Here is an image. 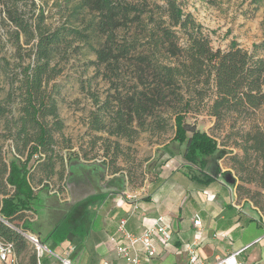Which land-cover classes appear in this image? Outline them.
<instances>
[{
    "label": "trees",
    "instance_id": "trees-1",
    "mask_svg": "<svg viewBox=\"0 0 264 264\" xmlns=\"http://www.w3.org/2000/svg\"><path fill=\"white\" fill-rule=\"evenodd\" d=\"M64 1L63 21L48 28L44 9L35 0H0V27L9 28L8 38L17 50L22 35L31 53L26 64L20 52L13 63L0 55V74L8 84L0 100V138L8 142L0 143V243L10 244L15 258V244L25 242L23 230L32 229L33 223L23 219L21 230L10 224L24 212L36 213L40 192L47 187L34 190L31 168L42 160L39 164L48 177L55 164L63 162L55 148V134L62 132L64 122L54 80L61 73L58 61L69 50H90L94 59L89 63L108 83L102 99L89 91L94 109L86 122L88 131L107 135L102 138L106 147L109 137L132 142L140 132L161 133L170 127V141L182 146L183 159L201 170L227 151L219 150L212 135L188 121V113L204 110L219 124L226 117L249 119L264 107V56L255 54L264 49V38L251 52L235 41L225 49H213L202 25L183 10L180 0ZM250 1L258 5L262 0ZM236 134L242 154L231 159L247 168L241 179L264 189V126L254 122ZM113 143L112 161L120 153L119 143ZM156 153L154 163L160 159ZM223 175L231 177L229 171ZM204 179L208 183L211 177ZM100 197L90 194L68 205L38 242L59 245L77 235L86 205ZM78 207L82 209L76 214ZM46 255L43 251L37 257L36 252L30 263L42 264Z\"/></svg>",
    "mask_w": 264,
    "mask_h": 264
},
{
    "label": "rangeland",
    "instance_id": "rangeland-1",
    "mask_svg": "<svg viewBox=\"0 0 264 264\" xmlns=\"http://www.w3.org/2000/svg\"><path fill=\"white\" fill-rule=\"evenodd\" d=\"M38 6L44 9L43 23L48 28L58 26L64 19V0H35ZM185 12H190L199 22L207 34L213 49H225L231 41L240 47L253 51V44L260 43L264 38V0L258 5L250 0H180ZM71 5L68 4V8ZM6 26L0 27V55L10 63L18 60L17 52L23 56L22 62L30 61L29 45L24 44V37L20 35L21 48L17 50L8 38ZM65 59H59L61 73L54 81L59 84L57 107L59 116L64 122L60 134H55L57 145L55 148L63 157L62 164L56 163L54 173L46 177L42 160L35 162L31 168L30 182L35 191L47 184L40 192L41 202L36 213L24 212L17 217L12 226L18 225L21 230L23 219L33 223L32 229L23 230V233L41 238L43 223H53L54 220L71 205L88 194L105 190V192H118L122 190L139 189L145 187L154 179L155 164L153 155L157 148L170 141L173 129L170 127L165 132H140L137 138L128 142L123 139L109 137V144L105 146L107 135L100 131H88L87 119L94 103L89 96V91L95 93L100 99L107 93L108 83L101 75L95 74V68L89 63L94 59L93 53L85 46L69 50ZM257 56H264V49H256ZM17 69H15L16 71ZM8 84L5 77L0 74V100L7 92ZM186 119L194 122L196 126L212 135L219 146V150L227 152L216 155L221 168L230 172L231 177H224L226 183L234 188L236 201L248 204L257 216L264 218V189L253 182L241 179L247 173V168L231 159L241 156L242 152L236 145L240 142L236 134L237 129H247L252 123L264 126V107L256 110L251 118L233 121L226 117L219 124L215 118L204 110L191 111ZM2 120H0L1 130ZM231 124H234L231 127ZM120 146V153L112 161L114 143ZM0 143L8 142L0 138ZM67 146V147H66ZM4 149L7 150L6 145ZM106 149L108 152L105 154ZM11 153H7L10 157ZM62 173V175H60ZM61 176V177H60ZM240 186V187H239ZM257 201L262 207L255 204ZM82 206V204H81ZM78 207L76 214L81 212ZM74 214V213H73ZM75 215V214H74ZM25 242L15 244L16 264H31L30 258L39 252L36 245L24 236Z\"/></svg>",
    "mask_w": 264,
    "mask_h": 264
},
{
    "label": "crops",
    "instance_id": "crops-1",
    "mask_svg": "<svg viewBox=\"0 0 264 264\" xmlns=\"http://www.w3.org/2000/svg\"><path fill=\"white\" fill-rule=\"evenodd\" d=\"M181 152L182 146L174 141L162 144L156 157L158 163L164 161L157 163L154 179L145 187L92 192L102 197L86 205L83 229L59 245L45 241L37 253V257L47 253L42 264H64V258L71 264H133L116 251L123 241L117 231L119 221L125 219L126 230L141 234L158 217L169 240L155 231V254L151 257L139 244L129 248L130 255L139 260L136 264H190V252H195L201 264H213L231 252H238V264H264L262 215L257 216L250 208L253 206L236 201L235 190L224 180L225 170L218 160H210L200 170L185 161ZM204 175L211 177L210 182H205ZM197 219L199 223L194 224ZM52 225L43 223L41 238ZM37 264H41L39 260Z\"/></svg>",
    "mask_w": 264,
    "mask_h": 264
},
{
    "label": "built area",
    "instance_id": "built-area-1",
    "mask_svg": "<svg viewBox=\"0 0 264 264\" xmlns=\"http://www.w3.org/2000/svg\"><path fill=\"white\" fill-rule=\"evenodd\" d=\"M136 208V204L134 205ZM161 217L154 219L151 224L146 228L144 232L141 234H133L126 230L125 227V219H121L117 226V231L119 235L122 237V242L116 246V251L119 255L125 258L128 263L136 264L139 260L135 256H131L129 253V248L134 247L135 245L139 244L142 246L143 250L146 252L147 256L151 257L155 254V245L152 241V235L155 231L161 232L165 240L168 241V236L163 232L162 228L159 226ZM199 220H194V224H198ZM31 235V234H30ZM33 240L32 242L36 245V248L40 253L43 250V246L40 247L37 245L38 239L31 235ZM191 256L189 259L190 264H201L200 262L196 261V254L195 252H190ZM238 252H231L222 258L216 259L213 264H238L237 262V255ZM16 261L15 255L12 251V247L10 244H2L0 243V264H14ZM64 264H71L69 258H64Z\"/></svg>",
    "mask_w": 264,
    "mask_h": 264
},
{
    "label": "water",
    "instance_id": "water-1",
    "mask_svg": "<svg viewBox=\"0 0 264 264\" xmlns=\"http://www.w3.org/2000/svg\"><path fill=\"white\" fill-rule=\"evenodd\" d=\"M24 236H26L29 240H33L32 236L30 234H27V233H23ZM38 246L42 247L43 245L41 243H37Z\"/></svg>",
    "mask_w": 264,
    "mask_h": 264
}]
</instances>
